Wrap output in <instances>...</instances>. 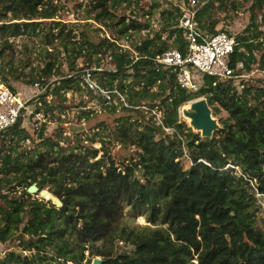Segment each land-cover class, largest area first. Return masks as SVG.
<instances>
[{"label": "trees", "instance_id": "16d2710c", "mask_svg": "<svg viewBox=\"0 0 264 264\" xmlns=\"http://www.w3.org/2000/svg\"><path fill=\"white\" fill-rule=\"evenodd\" d=\"M96 1L94 7L100 9L111 0ZM205 6L197 14L202 30L209 24L204 15L209 16L212 3ZM252 7L247 34L237 36L231 57V66L243 61L245 71L254 64L264 70V34L254 13L264 0H253ZM56 11L50 0H0V61L14 49L13 38L44 36L43 63L30 83L59 75L50 92L59 101L82 88L80 77L62 73L60 53L67 54L71 71L81 57L99 66L100 83L120 89L128 104L121 103L124 112L116 120L115 137L137 152L130 162L117 165L110 156L98 157L104 145L94 146L96 136L86 144L89 139L78 135L75 145L64 147L44 135L46 123L38 135L41 148L16 150L20 141L32 138L21 120L0 134L3 144L7 139L11 143L8 150L0 149V241L18 243L0 257V264H91L87 252L102 256V264H264V218L259 222L252 184L264 191V84L256 88L245 83L239 92L232 80L205 75L204 86L188 92L173 75L158 71L156 55L172 47L186 49L179 6L176 12L163 11L166 39L159 32L151 36L150 24L141 22L138 11L105 22L120 37L145 32L133 37L129 48L113 37L95 42L86 32L77 40L78 34L58 21L43 28ZM107 56L112 59L104 65ZM9 67L12 63L4 64L1 73H9ZM200 96L214 115L228 112L213 138H202L179 119V109ZM43 104L45 110L52 108L47 100ZM142 106L161 108L166 125L176 131L165 133ZM186 154L189 168L182 162ZM32 184L49 188L62 207L31 196ZM126 205L145 213L153 226L125 225ZM119 242L131 248L119 249Z\"/></svg>", "mask_w": 264, "mask_h": 264}, {"label": "rangeland", "instance_id": "374dc122", "mask_svg": "<svg viewBox=\"0 0 264 264\" xmlns=\"http://www.w3.org/2000/svg\"><path fill=\"white\" fill-rule=\"evenodd\" d=\"M53 5L56 6L57 11L52 19H46L43 24V28L53 27V22H60L61 24L66 25L67 30H72L73 33L78 34L77 40L81 39V32H86L90 39L95 42L100 41L102 38L113 37L120 43H125L124 37L118 36V34L113 31V27H107L103 25L105 22L110 23L112 19L120 17L131 12H136L140 14L141 22H148L150 27L148 28L149 34L152 36L156 33H160L163 38H168V31H165L162 27L164 26L165 19H163V11L165 9L175 11V7L182 4L183 0H119L114 2L111 0L107 2V7L102 6L95 9L96 0H50ZM208 2L212 3L208 15H204V18H208L207 31L215 30H228L232 34L240 37L242 34H247L245 29L252 22L251 15L253 13L252 4L253 0H201L200 11L205 12V5ZM226 2V3H224ZM144 12H149L148 15H143ZM254 13L256 14V23L259 25L260 30L264 34V7L259 9L255 8ZM98 18H101L102 21H98ZM207 22V23H208ZM211 28V29H210ZM54 32L57 29L53 30ZM147 32V31H146ZM145 32L142 34L134 33V38H139L144 36ZM44 36H32L27 35L18 36L13 38L14 49L7 50L5 52V59L0 65L2 69L4 64L12 63V69L9 67L6 71L9 73L2 74L0 71V86L5 85L10 87L13 90L19 92H25L28 94L27 104L33 106L36 99H33L30 92L31 84L30 80L32 75L36 73L35 68L39 65H42V58L44 57L40 52L43 51L44 46ZM132 37V36H131ZM132 37V38H133ZM131 38V41H132ZM172 38L168 39L169 42H172ZM130 41V42H131ZM58 42H56L57 44ZM131 45V43H128ZM53 51L52 48H49ZM57 49L62 50L60 45L57 46ZM55 53V52H54ZM259 51H256V56H259ZM67 54L60 53L59 59L62 60L61 71L63 74L71 72L69 63L67 62ZM108 64L107 57H103V64ZM94 63L86 62L83 57L77 60V66H92ZM110 67V65L104 66ZM13 70V72H11ZM249 77L245 83H249L256 88H261L264 84V73L258 68V64L253 65V70L249 71ZM101 74L98 73L97 76ZM19 76V78H14ZM4 78H7L8 81H5ZM59 78V75L52 77L50 82V90L47 92L49 95L45 97V100L48 103H51L52 108L49 107L44 110L47 117L45 136L55 137L60 140V145L67 147L69 145L73 146L78 140V135H81L82 139H89L86 141V144H90V139L94 136L97 137V141L94 143L96 148L102 149V144L104 148L100 151L98 157H112L117 163V165L128 163L130 160L136 156L137 149L134 146H125L120 143L115 137V128L117 118L123 114L124 110L122 109L121 103L113 102L111 104L106 103L95 93L87 92L83 87L79 90H70L66 93V100L59 101L55 96L53 97L51 92V87H53L52 82ZM24 94V93H23ZM201 98L204 96H200ZM199 97V98H200ZM205 98V97H204ZM185 106V105H184ZM182 107L179 109V119L187 124L193 131V127L187 122V119H184L181 114ZM86 112V114L84 113ZM214 115V114H213ZM228 112L222 110L218 115L214 117L218 120L220 127L222 124L220 118H226ZM43 126V125H42ZM22 127V126H21ZM220 128V129H221ZM25 129L30 133L31 137L34 139H28L25 142L20 141L16 145L17 151L30 150L35 147H40V143L43 141L38 138L41 129L34 130L33 126L28 125ZM187 130L185 131V133ZM195 132V131H194ZM98 133V134H97ZM201 134V132H199ZM215 134V133H214ZM68 136V138L66 137ZM6 137V136H5ZM2 136H0V149L5 148L8 150L11 145L10 140L7 139L6 143L3 144ZM103 140L101 142L100 140ZM46 147V146H45ZM46 149V148H45ZM41 150H44L42 148ZM105 154V155H103ZM182 162L185 168H189L192 165L190 158L185 155L182 158ZM49 190V188H43ZM20 189L19 191H21ZM50 191V190H49ZM40 194L35 193L34 196ZM32 196V195H31ZM44 198V197H43ZM43 200L49 201V199L44 198ZM52 201V200H51ZM54 204V202L52 201ZM57 207V204H55ZM260 218L264 216L259 215ZM123 222L125 225H128L133 228L153 226L147 219V215L142 211H135L130 208L129 205L125 206L123 213ZM17 242H1L0 241V257H3L7 252L12 249H17ZM102 243L97 242L96 246H100ZM119 249L125 247L131 248L130 246H125L124 243L119 242ZM91 263L95 258H103L100 255L89 256Z\"/></svg>", "mask_w": 264, "mask_h": 264}, {"label": "built area", "instance_id": "2783aa9c", "mask_svg": "<svg viewBox=\"0 0 264 264\" xmlns=\"http://www.w3.org/2000/svg\"><path fill=\"white\" fill-rule=\"evenodd\" d=\"M178 6L181 10L178 25L182 29L186 49L182 51L172 47L156 55L153 60L157 70H165L168 76L173 75L179 87L188 92H198L204 86L205 75L213 76L218 80H232L241 92L250 73L245 71L243 61L237 62L236 68L231 66V57L238 44L237 36L228 30H219L215 33L202 30L197 20L201 0H183L182 4ZM131 38L129 36L124 38L125 47H130L128 43ZM111 59V56H107L108 61ZM136 59L137 57L134 60ZM97 70H100L99 66H79L69 72L68 76L80 77L81 86L87 92L95 93L104 99L106 103L119 102L128 106L125 95L120 89L117 87L107 88L100 83ZM262 72L264 73V70ZM49 90V80L43 77L38 78L30 87L32 93L30 97L36 101L31 104L33 106H29L28 99L25 98L28 94L13 90L5 85L0 86V134L10 130L19 120L22 121L21 126L24 129L28 125L33 126L34 130L41 129L42 125L47 122L43 101L49 95L47 93ZM142 108L150 111V116L164 128L165 133L173 134L176 131L174 127L166 125L165 112L161 108L158 106L153 108L142 106ZM2 175L0 171V177ZM252 184L258 207L257 213L258 216L263 217L264 191L260 190L253 182ZM31 195L44 199L39 195L34 196V193Z\"/></svg>", "mask_w": 264, "mask_h": 264}, {"label": "water", "instance_id": "95a60500", "mask_svg": "<svg viewBox=\"0 0 264 264\" xmlns=\"http://www.w3.org/2000/svg\"><path fill=\"white\" fill-rule=\"evenodd\" d=\"M2 66L0 65V71ZM184 114L191 120V127H193L195 133L201 132L202 138H213L214 133L219 130L220 124L213 115V110L208 103V100L204 97H200L189 101L182 106ZM28 191L30 193H38L41 197L52 200L57 207L60 208L63 205L62 200L57 197L53 192L47 189H41L37 184H32ZM102 258H95L91 264H102Z\"/></svg>", "mask_w": 264, "mask_h": 264}, {"label": "bare ground", "instance_id": "6f19581e", "mask_svg": "<svg viewBox=\"0 0 264 264\" xmlns=\"http://www.w3.org/2000/svg\"><path fill=\"white\" fill-rule=\"evenodd\" d=\"M181 114H182L183 118L184 119H187V122L191 125V120L184 114V111L183 110H181Z\"/></svg>", "mask_w": 264, "mask_h": 264}]
</instances>
